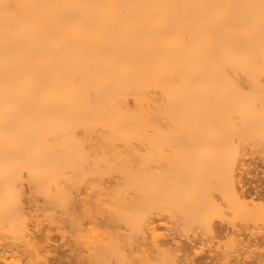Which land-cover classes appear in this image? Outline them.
<instances>
[{
    "label": "bare ground",
    "instance_id": "bare-ground-1",
    "mask_svg": "<svg viewBox=\"0 0 264 264\" xmlns=\"http://www.w3.org/2000/svg\"><path fill=\"white\" fill-rule=\"evenodd\" d=\"M247 133L264 153V0H0V264H53L52 231L83 264H192L162 214L222 261L264 248L214 222L264 221Z\"/></svg>",
    "mask_w": 264,
    "mask_h": 264
},
{
    "label": "rangeland",
    "instance_id": "rangeland-1",
    "mask_svg": "<svg viewBox=\"0 0 264 264\" xmlns=\"http://www.w3.org/2000/svg\"><path fill=\"white\" fill-rule=\"evenodd\" d=\"M246 135V136H245ZM241 139H240V144L239 146L246 145V146H241L240 148H243V150L245 149V151H247V155L243 156L244 158V162H245V166L247 167H252V166H259V168L261 167V170L264 168V161H262L264 159V153H262L260 150L258 149V145L256 140L252 139V134L247 133L245 134ZM249 135V136H248ZM249 137V138H248ZM246 138V139H245ZM251 140V141H249ZM244 141V142H243ZM247 141V142H246ZM253 141V142H252ZM251 142V143H250ZM242 143V144H241ZM250 143V144H249ZM257 145V146H256ZM249 146V147H247ZM245 147V148H244ZM253 147L255 149H253ZM263 165V166H262ZM257 182V181H256ZM255 181L253 183H251L249 185V187L253 188V184H258V182L256 183ZM159 220H157V225L159 226L158 231L163 233L162 235H166L165 237L162 236V238H166L168 237V239L171 238L170 234L177 240V241H181L179 242L180 244H185L188 246V252H189V258L192 259V264H203L208 263V264H232L233 261L235 260L234 257L236 256L235 252H233L232 255L230 256L228 261H222L223 259H221L219 256H221L220 254H218L221 250L224 249V247L226 246L227 243V237L225 236L226 233L224 232L223 235H221L220 237H213L211 238L210 234L204 233L203 230H201L200 228H198L197 226L193 225L191 229H189L188 231L181 232V229H179V231L173 227L171 219L166 215V214H162L161 216H158ZM164 217V218H163ZM168 217V218H167ZM100 219V220H99ZM162 219V220H161ZM167 221H166V220ZM169 219V220H168ZM103 221L104 218L102 216L98 217V221ZM164 220L166 222H164ZM215 224L217 226H220L221 224L230 228L233 226L238 229H241L243 231L244 229V233L247 234V238H245L246 240L249 238H253V236L249 235L250 232H256V230L260 231V230H264V223L262 224V222L264 221H255V222H247L241 224L240 222H238V220H235L236 223H229L227 220L225 221H218L217 219H214ZM161 222V223H160ZM217 222V223H216ZM252 222V223H251ZM260 222V224L258 223ZM220 223V224H218ZM160 224V225H159ZM232 224V225H231ZM169 225V226H168ZM172 226V227H171ZM174 228V229H171ZM194 228V229H193ZM177 231V232H175ZM54 233V234H53ZM165 233V234H164ZM179 233V234H178ZM59 234V235H58ZM68 234V235H67ZM70 233H66L65 237H62L60 235V233H58L57 231H52V246H51V254H52V258L51 261L54 262L53 264H83L82 261L85 260V256L86 253L84 251H80V249L77 247V245L74 242V239L72 236L69 235ZM175 235V236H174ZM60 236V237H59ZM178 236V237H177ZM251 236V237H249ZM71 237V238H70ZM172 237V238H173ZM65 238V239H64ZM66 242H65V241ZM69 240V241H68ZM72 240V241H71ZM68 241V242H67ZM64 242V243H63ZM264 246V245H263ZM73 247V248H72ZM76 247V249H75ZM254 246H252L250 249H248L247 251H252L254 250V252L252 253H248V256H252L251 258L246 256L247 253L245 254H239L241 255L239 257L238 252L236 253L238 255L239 258H241L240 260L246 261L247 264H253V260L255 259V256L261 252H264V248L258 247V249L253 248ZM54 248V249H53ZM78 248V249H77ZM262 248V249H261ZM71 249V250H70ZM218 249V250H217ZM256 249V250H255ZM73 250V251H72ZM75 250V251H74ZM77 250V251H76ZM240 249V252H243V250ZM56 251V252H55ZM54 252V253H53ZM75 252V253H74ZM256 252V253H255ZM78 253V255L76 254ZM191 253V254H190ZM50 254V255H51ZM55 254V255H54ZM74 254V255H73ZM84 254V256H83ZM217 254V255H216ZM76 255V256H75ZM209 255V256H208ZM215 255V258L213 259V261L210 260V258H212V256ZM245 255V256H243ZM255 255V256H254ZM218 256V258H216ZM80 257V258H79ZM206 257V258H205ZM237 257V258H238ZM244 257V258H243ZM246 257V258H245ZM206 259V260H205ZM234 259V260H233ZM247 259V260H246ZM81 260V261H80ZM217 263H216V261ZM203 261V262H202ZM80 262V263H79ZM201 262V263H200ZM210 262V263H209ZM235 262V261H234ZM249 262V263H248ZM204 263V264H205ZM245 263V262H244ZM255 263V262H254ZM256 264V263H255Z\"/></svg>",
    "mask_w": 264,
    "mask_h": 264
}]
</instances>
